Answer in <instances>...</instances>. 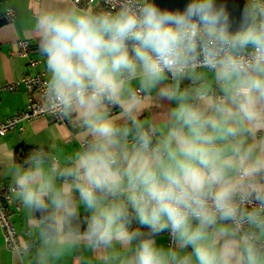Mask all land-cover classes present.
<instances>
[{"label":"clouds","instance_id":"9594fccd","mask_svg":"<svg viewBox=\"0 0 264 264\" xmlns=\"http://www.w3.org/2000/svg\"><path fill=\"white\" fill-rule=\"evenodd\" d=\"M25 12L43 107L80 138L7 161L13 264H264V0L238 20L219 0Z\"/></svg>","mask_w":264,"mask_h":264},{"label":"crops","instance_id":"0c3cea01","mask_svg":"<svg viewBox=\"0 0 264 264\" xmlns=\"http://www.w3.org/2000/svg\"><path fill=\"white\" fill-rule=\"evenodd\" d=\"M29 0H0V12L5 16L8 7L17 9L16 17L19 19L16 23H10L0 26V83L20 80L24 75L34 71H44L45 61L38 52V43L32 33L23 26V18L26 15L25 6ZM27 39L33 50L31 56L37 57L39 63L35 69L30 66L28 56H18L16 54L19 48V41ZM47 74V72H46ZM27 101V93L24 85L19 83L13 91H2L0 93V120L14 115L24 108ZM168 105L165 103V107ZM154 108L153 111H160ZM75 122L68 124L62 122H52L48 117L34 118L25 121L22 129L9 130L0 138V181L10 184V178L6 174V164L8 160L15 158L22 162L31 150L39 146L49 147L53 144L63 142L65 150H71L75 140L80 138L76 131ZM15 202V200H14ZM11 221L17 232L18 240L24 242L23 224L24 217L22 211L16 209L14 203L10 205ZM146 230V229H145ZM167 237L166 233L163 234ZM167 244V239L162 240ZM0 264H13L12 249L5 245L3 232L0 228ZM75 264H80L79 260Z\"/></svg>","mask_w":264,"mask_h":264},{"label":"built area","instance_id":"2783aa9c","mask_svg":"<svg viewBox=\"0 0 264 264\" xmlns=\"http://www.w3.org/2000/svg\"><path fill=\"white\" fill-rule=\"evenodd\" d=\"M101 3L103 4V0H101ZM5 17L7 21H10L6 15ZM32 52L33 50L27 39L19 41V48L16 54L18 56H28L30 66L32 69H35L39 63V59L31 56ZM47 78L46 72L34 71L31 74L24 75L20 80L0 83V93L2 91L15 90L19 83L24 85L27 93V101L24 108L16 112L14 115L0 120V138L3 137L9 130L22 129V124L25 121H29L34 118L48 117L52 122L69 123L62 118H57L48 113L43 107V93ZM9 185L10 184H5L0 181V228L3 232L5 245L12 249V246L19 242V240L17 232L11 221L10 205L14 203L16 209H19V206L16 201L14 202V199L9 193ZM168 242L169 241L167 240V243Z\"/></svg>","mask_w":264,"mask_h":264},{"label":"water","instance_id":"95a60500","mask_svg":"<svg viewBox=\"0 0 264 264\" xmlns=\"http://www.w3.org/2000/svg\"><path fill=\"white\" fill-rule=\"evenodd\" d=\"M154 2L163 8L169 9H182L188 0H154ZM219 2L227 3L229 10L235 19H239L240 11L244 6L245 0H219ZM7 23L5 16L1 15L0 12V26Z\"/></svg>","mask_w":264,"mask_h":264}]
</instances>
